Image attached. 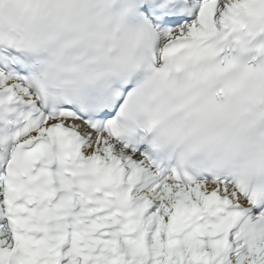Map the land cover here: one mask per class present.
<instances>
[{
    "label": "snow or ice",
    "instance_id": "6c2138e0",
    "mask_svg": "<svg viewBox=\"0 0 264 264\" xmlns=\"http://www.w3.org/2000/svg\"><path fill=\"white\" fill-rule=\"evenodd\" d=\"M242 2L25 0L22 23L0 29V264H264V188L170 152L187 135L168 123L185 104L149 108L129 82L139 63L109 47L121 36L150 38L153 56L214 40L245 50L232 26ZM80 47L122 65L127 87H102L105 72L55 80Z\"/></svg>",
    "mask_w": 264,
    "mask_h": 264
},
{
    "label": "clouds",
    "instance_id": "9594fccd",
    "mask_svg": "<svg viewBox=\"0 0 264 264\" xmlns=\"http://www.w3.org/2000/svg\"><path fill=\"white\" fill-rule=\"evenodd\" d=\"M24 2L0 0V29L22 23ZM232 26L250 37L245 50L232 44L228 51L230 42L214 40L190 43L175 56H153L150 38L118 36L115 46L109 44L110 55L139 63L129 82L141 91L149 108L185 104L168 121L187 134L182 142H170V152H191L196 163L217 167L259 189L264 188V0H243ZM100 55L93 48L66 50L52 75L71 87L105 72L102 87H127L117 75L123 66L102 63ZM237 81L240 87L232 91ZM209 101L220 107L219 113L208 109ZM241 227L250 240L259 241V229L247 223Z\"/></svg>",
    "mask_w": 264,
    "mask_h": 264
}]
</instances>
